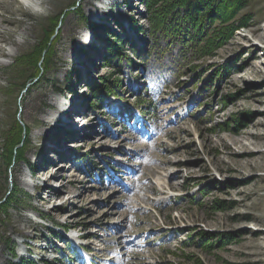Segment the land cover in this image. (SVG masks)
Listing matches in <instances>:
<instances>
[{
    "label": "rangeland",
    "instance_id": "374dc122",
    "mask_svg": "<svg viewBox=\"0 0 264 264\" xmlns=\"http://www.w3.org/2000/svg\"><path fill=\"white\" fill-rule=\"evenodd\" d=\"M226 4L192 45L145 0H0V264H264V0Z\"/></svg>",
    "mask_w": 264,
    "mask_h": 264
},
{
    "label": "trees",
    "instance_id": "16d2710c",
    "mask_svg": "<svg viewBox=\"0 0 264 264\" xmlns=\"http://www.w3.org/2000/svg\"><path fill=\"white\" fill-rule=\"evenodd\" d=\"M145 1L153 31L180 42L191 33L189 43L194 45L195 38L204 29L205 23L213 24L217 18L218 13L212 14L214 6L226 2L228 9L232 10L246 0H212L213 7L207 6L209 0H170L164 6L158 5L160 0L157 3V0ZM221 9L224 11L226 8L221 6ZM219 14L222 15L221 12Z\"/></svg>",
    "mask_w": 264,
    "mask_h": 264
},
{
    "label": "bare ground",
    "instance_id": "6f19581e",
    "mask_svg": "<svg viewBox=\"0 0 264 264\" xmlns=\"http://www.w3.org/2000/svg\"><path fill=\"white\" fill-rule=\"evenodd\" d=\"M17 1H19V2H21L22 4H24L25 6H28V5H30V6H32V7H37L38 9H39V13L40 12H42V13H46L48 10H44V9H41L40 7H41V4H43L46 0H36V1H33V0H17ZM60 105V104H59ZM64 107V106H63ZM75 109L72 111V110H70L69 111V116H70V114H73L72 112H74L76 109H78V106H76V107H74ZM62 111H64L65 109H61ZM67 116H68V114H67ZM69 116L67 117V119L69 118ZM52 119H56V117L55 116H52ZM31 127V126H30ZM25 129H27V130H30V128L28 127V125L26 126V128ZM152 168V167H151ZM182 173H183V171H182ZM179 174V173H178ZM182 175V174H181ZM144 177V176H143ZM175 177H177V176H172L171 177V180H174L175 179ZM171 184H173V183H170V185ZM172 186V185H171ZM18 255H22L21 253H19Z\"/></svg>",
    "mask_w": 264,
    "mask_h": 264
}]
</instances>
